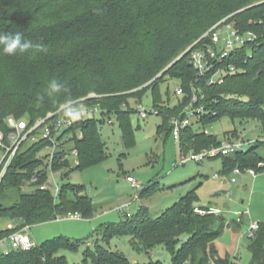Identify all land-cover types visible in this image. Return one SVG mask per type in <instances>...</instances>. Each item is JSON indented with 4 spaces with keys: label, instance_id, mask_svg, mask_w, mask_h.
<instances>
[{
    "label": "trees",
    "instance_id": "16d2710c",
    "mask_svg": "<svg viewBox=\"0 0 264 264\" xmlns=\"http://www.w3.org/2000/svg\"><path fill=\"white\" fill-rule=\"evenodd\" d=\"M227 17L234 28L251 31L257 39L225 59V65L233 64L239 72L225 75L221 84H208L206 78L197 76L185 51ZM17 31L34 43L42 42L47 52L0 55V128H5L4 119L9 115L34 122L61 104L74 101L79 108V100L88 94L100 96L86 103L99 106V119H74L64 132L69 139L59 145L63 151L55 152L59 156L72 143L78 152V169L104 158L98 124L110 115L119 121L123 146L133 144L129 114L137 110L130 108L128 100L135 98L141 104V95L148 88L153 89L154 110L163 116V126L169 132L170 118L187 105L194 88L202 96L199 103L205 111L197 123L221 116L232 121L251 119L260 122L264 134V0H0V32ZM164 77L182 88L172 107L159 94L158 85ZM51 79L63 83L67 91L48 96L46 87ZM192 126L182 130L180 153L190 151L187 147L191 145L193 151H200L219 144L213 136L192 131ZM258 145L264 143L219 157L223 169L263 171L256 166L262 161L254 152ZM42 146L21 149L2 179L0 226L3 219L14 221V229H19L62 219L69 213L86 218L94 211L90 200L78 195V186L61 185L57 197L38 189L22 193L26 180L42 166L35 158ZM69 164L54 162L52 168L63 170ZM38 176L43 183L47 170L40 169ZM77 198L85 200L79 203ZM196 200L195 192H189L157 217L139 210L127 221L104 226L97 235L104 243L114 236L129 235L136 251L162 246L170 253L171 264H228L217 256L214 242L223 229L235 230L241 221L200 215L195 212ZM258 224L249 238L251 264H264V225ZM77 246V242L56 238L25 253L0 255V264H69L58 252L76 250ZM84 260L89 264H128L122 254L99 245L94 251L87 250Z\"/></svg>",
    "mask_w": 264,
    "mask_h": 264
},
{
    "label": "rangeland",
    "instance_id": "374dc122",
    "mask_svg": "<svg viewBox=\"0 0 264 264\" xmlns=\"http://www.w3.org/2000/svg\"><path fill=\"white\" fill-rule=\"evenodd\" d=\"M177 84L175 80L164 77L158 85L161 100L169 107L174 106L179 98ZM128 104L131 109L137 110L129 114L133 131L132 145L123 146L119 121L110 115L108 120L98 124L105 145L102 161L78 169L77 163L71 160L69 167H63L60 174L49 179L54 184L81 187L78 195L90 200L94 209L92 214L86 218H62L30 226L29 233L33 240L39 245L56 238L77 242L76 250L58 252V256L64 257L69 264H89L84 260V253L87 250L94 251L97 245L122 254L128 264H171V255L162 246L136 251L129 235L114 236L104 243L97 232L104 226L129 220L139 210H144L152 218L157 217L189 192H195L197 196L194 203L196 208L216 206L220 211L218 217L225 222H237L242 218L241 213L248 206L252 192V201L249 203L251 221L243 218L237 230L223 229L214 242L217 256L228 260V264H251V255L247 250L248 230L254 222L264 225V179L252 183L246 173L237 176L231 170L226 171L219 157L205 159L201 163L179 165V143L163 126V116L154 110L153 89L148 88L142 93L141 104L135 98L129 99ZM142 109L148 113L146 118L139 115ZM83 115L86 113L82 112ZM93 116L99 119L98 114ZM191 128L196 133L204 132L207 136H213L219 143L226 137L244 135L247 140H251L262 136L259 121H232L228 116L205 124L196 122ZM191 147L187 148L193 151L195 148ZM66 148L72 149L73 144L69 142ZM254 152L264 162V145H258ZM41 164L44 165L43 162ZM127 176L136 180L137 188L131 187L126 181ZM231 179L237 182L232 183ZM21 191L29 193L32 189L22 186ZM84 200L79 199L78 202ZM68 215L73 216L74 213ZM7 225L15 226V223L3 219L2 226ZM185 239L183 236L182 241Z\"/></svg>",
    "mask_w": 264,
    "mask_h": 264
},
{
    "label": "built area",
    "instance_id": "2783aa9c",
    "mask_svg": "<svg viewBox=\"0 0 264 264\" xmlns=\"http://www.w3.org/2000/svg\"><path fill=\"white\" fill-rule=\"evenodd\" d=\"M228 17L224 18L212 27H210L200 38L194 41L187 49L186 53L190 55V64L195 70L197 76L206 78L208 84H221L224 76L233 74L240 70L233 64H224L226 58L235 54L238 49L254 42L257 37L251 31L240 32L233 25L228 22ZM207 39V41H205ZM178 94H182V88L176 86ZM193 88V94L190 101L183 107L181 112L170 118L169 127L170 133L176 142H180L182 130L190 125H195V121L199 120L204 111L203 105L199 103L202 96H199ZM100 96L93 93L80 99L82 102L78 108L80 118L92 117L93 114L101 116V109L98 105L89 104L88 100H96ZM68 106V102L59 106L54 112H48L45 116L31 122L27 118L17 119L13 116H7L4 119L5 128H0V183L4 178L8 168L12 164L17 153L26 146L42 145L43 148L36 154V160L44 163L41 167L34 170V173L26 180L25 184L32 190L38 189L40 191L50 192L52 195L59 193L61 185L54 184V181L49 179L55 174H60L63 170H54L52 168L54 162L65 163L71 160L77 163L78 152L75 148L62 152L59 156L55 154L56 150L63 151L59 145L69 139V136L64 135L74 119H67L63 111ZM140 107V106H139ZM82 112L86 115L82 116ZM157 113V111L155 110ZM148 113L144 109L139 111L141 118H146ZM64 135V136H63ZM79 137L81 136L78 135ZM264 143V134L251 140H247L244 135L238 138L225 139L216 146H212L202 151H188L187 153H180L179 165H185L188 162L201 163L205 159L229 156L237 152H241L247 146L254 143ZM65 146V145H64ZM58 160L56 161V158ZM258 169H264V162L257 163ZM47 170V179L43 183H39L38 173L40 169ZM233 174L241 176L244 173L255 177L259 171L253 168L240 169L234 167ZM126 181L133 188H137L136 180L130 176L126 177ZM235 183V179H231ZM195 212L200 215L218 214V208H195ZM247 210L243 214H247ZM82 218L81 214L75 213L73 216L67 215L63 218ZM15 226L7 225L0 226V255H10L25 253L37 246L29 233L30 226H23L19 229H14ZM258 222L251 223L248 230V238H252L258 230Z\"/></svg>",
    "mask_w": 264,
    "mask_h": 264
},
{
    "label": "clouds",
    "instance_id": "9594fccd",
    "mask_svg": "<svg viewBox=\"0 0 264 264\" xmlns=\"http://www.w3.org/2000/svg\"><path fill=\"white\" fill-rule=\"evenodd\" d=\"M29 52L33 55L36 53H46L47 48L42 42L34 43L32 40L24 38L23 34L19 31L15 33L0 32V55L16 56ZM64 91H67L65 85L57 79H51L46 87V94L48 96L58 95ZM63 111L67 119L78 116V108L74 101H69L68 106Z\"/></svg>",
    "mask_w": 264,
    "mask_h": 264
},
{
    "label": "crops",
    "instance_id": "0c3cea01",
    "mask_svg": "<svg viewBox=\"0 0 264 264\" xmlns=\"http://www.w3.org/2000/svg\"><path fill=\"white\" fill-rule=\"evenodd\" d=\"M249 178H251V180H252V183H254L255 182V180H261L262 178L264 179V172H258L257 173V175L255 176V177H251L250 175H249ZM237 182V181H236ZM235 182V183H236ZM253 186V185H252ZM252 196H253V193L251 192L250 193V197H249V201H248V206L246 207V209L244 210V211H246L247 210V214H243V212L241 213V216H242V218H239V220L238 221H241L242 222V219L243 218H248V221H251V218H250V210H249V203H251V201H252ZM215 208H217L216 206H214ZM257 220V219H256ZM257 221H259V220H257ZM239 228V227H238ZM237 228V229H238ZM237 229H235V230H237ZM237 232V231H236ZM247 250H248V246H247Z\"/></svg>",
    "mask_w": 264,
    "mask_h": 264
}]
</instances>
